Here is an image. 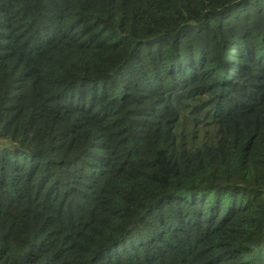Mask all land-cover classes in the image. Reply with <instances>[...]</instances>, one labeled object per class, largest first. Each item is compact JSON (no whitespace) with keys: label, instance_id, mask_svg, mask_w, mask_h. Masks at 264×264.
Here are the masks:
<instances>
[{"label":"trees","instance_id":"16d2710c","mask_svg":"<svg viewBox=\"0 0 264 264\" xmlns=\"http://www.w3.org/2000/svg\"><path fill=\"white\" fill-rule=\"evenodd\" d=\"M0 264H264V0H0Z\"/></svg>","mask_w":264,"mask_h":264}]
</instances>
